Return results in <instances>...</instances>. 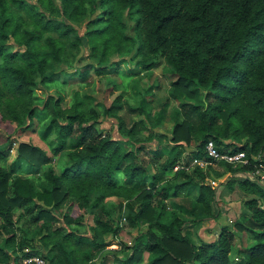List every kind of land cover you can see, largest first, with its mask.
Wrapping results in <instances>:
<instances>
[{"label":"trees","instance_id":"16d2710c","mask_svg":"<svg viewBox=\"0 0 264 264\" xmlns=\"http://www.w3.org/2000/svg\"><path fill=\"white\" fill-rule=\"evenodd\" d=\"M125 15L135 23L133 37L126 34ZM68 21L86 23L84 36ZM85 45L101 63L127 53L150 71L164 61L174 77L156 119H164L171 98L182 100V120L167 138L172 148L150 152L158 166L154 175L138 160L141 148L124 149L126 141L99 132L98 114L81 100L66 108L61 95L36 97L37 89L48 90L65 79ZM119 65L95 72L118 73ZM147 97L132 111L144 113ZM115 109L122 107L115 102L106 113ZM49 119L50 152L20 142L10 170L0 165V234L7 235L0 245V264L13 260L8 247H15L19 228L14 212L20 208L48 248L46 264H108L105 256L97 262L113 245L106 236L115 238L125 228L138 234L129 256L114 258L113 264H142L146 253L147 264H264V188L257 182H234L258 196L244 200L243 215L234 225L223 226L214 241L197 245L192 238L197 225L219 218L212 211L218 192L207 183L209 170L225 167L232 175H250L264 166V0H0V162L11 155L12 137ZM124 126L121 121V135L129 142L146 129L143 122ZM210 141L220 152L232 146L234 153L245 152L251 164L214 162L205 149ZM193 143L196 150L187 157L184 149ZM195 160L209 165H193ZM23 165L29 174L42 177L40 187L17 175ZM176 168L174 176H166ZM118 174L125 175V184ZM185 195L195 196L191 219L171 201ZM113 198L122 201L109 209ZM64 207L67 226L83 225L88 216L90 238L55 228L56 212ZM75 210L80 214L73 218ZM21 229L16 254L34 249L30 230Z\"/></svg>","mask_w":264,"mask_h":264},{"label":"rangeland","instance_id":"374dc122","mask_svg":"<svg viewBox=\"0 0 264 264\" xmlns=\"http://www.w3.org/2000/svg\"><path fill=\"white\" fill-rule=\"evenodd\" d=\"M126 19V34L130 37L134 36V26L135 23L133 20H128V17L125 15ZM72 24L77 30L80 36H84L86 31V23H73ZM136 59H131L129 54L124 53L121 56L112 55L110 60L106 63H101L99 58L94 57L91 54V48L88 45H85V48L82 52L81 60L74 64L67 72L65 79H59L55 83L51 84L48 90L37 89L36 97L41 99H46L51 95H61L63 97V106L68 108L75 104L76 100H81L85 106H90L91 109H94L98 114L99 124L97 129L101 133H109L114 139L126 141V144H123L124 149L136 150L137 147L141 148L138 160L142 162V165L149 171L150 174L154 175L158 170V166L153 164L152 161L153 155L150 154L151 151L157 149L163 150L168 144V136H170L175 123L182 120V100H174L170 98L168 104L164 107V119L157 123V117L159 112L162 109V104L166 101L169 96V90L171 82L174 80L168 73V66H166L164 61L158 63L152 70H146L140 64H137ZM120 62L119 72L110 74V75H97L95 72L96 68L106 66L107 69H110L109 66L113 64H118ZM94 67V69H93ZM84 77V78H83ZM155 87L152 92L148 95L146 94L147 89L151 86ZM202 98L205 93L202 92ZM148 96L146 99L145 112L132 111L137 109L145 96ZM116 102L117 106L122 107V110L117 111L112 110L110 113H106V109L110 108L113 103ZM150 114V118H148ZM155 118V120H154ZM124 122L125 129L130 128L134 122H143L146 129L142 130L140 134L132 142L127 141L121 135L120 123ZM50 124L49 120H37L34 129L27 130L23 133L15 135L12 139L16 142L11 152L10 157L7 162H0L1 166H4L7 170H10V165L14 163L17 157V148L20 142H32L35 145H38L48 152L51 151V139L50 131H47V128ZM150 137H153L152 140H149ZM226 143L235 144L231 141H226ZM234 148V146H232ZM229 151H232V149ZM196 150V145L193 143L190 147H186L184 151L186 156H190ZM160 163L166 160L165 158H159ZM57 158L54 159L53 165L57 166ZM194 163V162H193ZM128 163L123 164L120 168H124ZM194 165V164H193ZM180 170V168H178ZM177 169L169 171L166 176L172 177L178 172ZM262 170V169H261ZM263 171V170H262ZM262 174V173H261ZM17 175H20L22 178L31 179L37 187H40L44 180H40L42 177L31 175L26 170V165H23L22 169H18ZM118 179L122 184H125V175L118 174ZM255 181L248 175H232L229 173L225 167H216V169L211 168L208 172L207 183L213 188L217 189V201L213 204V214L219 215L218 219L208 220L197 225L193 230V241L199 245L201 242H210L217 239L221 228L223 226L234 225L243 213L241 212L243 207L244 200L258 198L257 195H251L244 192L238 184H235L236 181L243 180ZM228 180L231 182V185H227ZM224 185V186H222ZM193 195H185L181 197L174 198L173 202L179 206H183L184 218L191 219V211L194 207ZM121 198H113L107 202L109 209L117 208L121 203ZM264 205V204H263ZM200 210H198V213ZM197 213V212H196ZM67 214L66 207L62 208L59 212H56L57 217L59 218L58 222L54 224L55 228L65 227V230L77 231L78 236H81L83 239L90 238L93 235L92 232V222H87L88 216L86 215L83 221V225L74 224L72 226H67L63 222L64 215ZM72 217L75 218L80 213L75 210L71 213ZM118 216V215H117ZM14 220L16 226L19 228L18 237L13 241V246H17L19 241L23 239L24 230H30L28 241H32V246L34 249H24L19 251L17 254L14 252L15 247H8V251L13 260L8 262H3L2 264H19L23 258L26 257V254L40 256L43 259H46L45 255L48 252V248L44 245V242L41 240V236L33 234L36 231L37 226L34 223L30 222V216L25 213L24 208L17 209L14 212ZM3 223L0 219V226ZM126 222L123 220L120 223L121 227L125 226ZM138 232L125 228L117 236L108 234L106 239L110 242L112 240L113 245L109 246L104 253L98 258L97 262L106 257L108 264H113L114 258L126 259L131 253V247L133 241L137 236ZM7 235L2 232L0 234V245L2 243L3 237ZM240 240H238V245L240 246ZM245 244H249V236L246 234L244 236ZM50 246V245H49ZM35 251L36 254H32V251ZM235 254L233 253V256ZM20 257L19 261H16V257ZM149 262L148 253L145 254L144 262L142 264H147Z\"/></svg>","mask_w":264,"mask_h":264},{"label":"built area","instance_id":"2783aa9c","mask_svg":"<svg viewBox=\"0 0 264 264\" xmlns=\"http://www.w3.org/2000/svg\"><path fill=\"white\" fill-rule=\"evenodd\" d=\"M205 149H206L207 157L212 159L216 163L225 162L235 167L248 166L251 164V160L248 158L245 152H235V153L232 151L220 152L218 148L216 147L215 143L212 141H210L206 145ZM257 159L260 160L261 156H258ZM193 164L204 167V166L209 165V162L205 160H195ZM248 176L253 178L255 180L254 182H257L260 186L264 188V166L263 165H260V167L255 172L251 173ZM19 264H46V261L40 256L30 255V256L23 258V260Z\"/></svg>","mask_w":264,"mask_h":264}]
</instances>
